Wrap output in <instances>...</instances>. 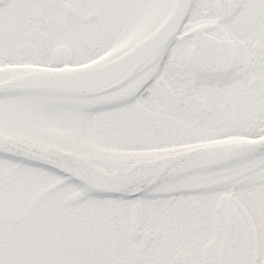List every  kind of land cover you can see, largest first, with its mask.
I'll list each match as a JSON object with an SVG mask.
<instances>
[{
    "label": "snow or ice",
    "instance_id": "obj_1",
    "mask_svg": "<svg viewBox=\"0 0 264 264\" xmlns=\"http://www.w3.org/2000/svg\"><path fill=\"white\" fill-rule=\"evenodd\" d=\"M0 264H264V0H0Z\"/></svg>",
    "mask_w": 264,
    "mask_h": 264
}]
</instances>
